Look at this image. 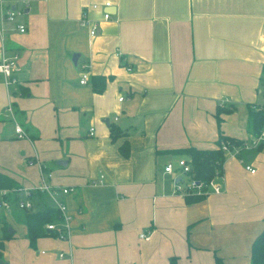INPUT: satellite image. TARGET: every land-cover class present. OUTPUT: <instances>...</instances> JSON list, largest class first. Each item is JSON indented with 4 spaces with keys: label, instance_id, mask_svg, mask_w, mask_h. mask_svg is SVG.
Here are the masks:
<instances>
[{
    "label": "crops",
    "instance_id": "1",
    "mask_svg": "<svg viewBox=\"0 0 264 264\" xmlns=\"http://www.w3.org/2000/svg\"><path fill=\"white\" fill-rule=\"evenodd\" d=\"M104 1L0 0V56H17L16 85L0 75V173L17 183L4 197L14 204L43 181L71 187L59 193L69 239L26 237L33 248L39 240L37 256L23 243L14 264H215V255L250 264L264 218V138L239 151L244 163L225 153L221 191L196 202L174 190L182 173L164 166L185 156L175 148L215 147L220 132L253 138L248 105L264 104V0H109L107 20L92 7ZM83 14L98 25L92 37ZM95 75L106 78L100 92ZM28 198L31 210L54 208L46 193ZM9 239L1 258L12 264Z\"/></svg>",
    "mask_w": 264,
    "mask_h": 264
},
{
    "label": "trees",
    "instance_id": "2",
    "mask_svg": "<svg viewBox=\"0 0 264 264\" xmlns=\"http://www.w3.org/2000/svg\"><path fill=\"white\" fill-rule=\"evenodd\" d=\"M106 78L103 75H95L91 77L92 89L96 92L103 90L105 86ZM264 95V91H263ZM218 107V110H221ZM248 123L250 132L253 134V138L257 136L264 128V104H256L253 106L248 105ZM219 114V112L217 113ZM112 138L114 134V128L111 129ZM227 142L229 145L241 146L245 143V139L235 136H230L220 132L219 138L215 142L213 148H198L195 146H187L175 148L174 151L178 154H185V159L189 164V171L186 173L185 178L194 179L203 183H207L211 178L222 175V166L225 159V152L221 149V142ZM247 142V141H246ZM260 145V144H259ZM258 145V146H259ZM121 154L128 155V146L124 142L119 147ZM17 187V183L0 173V189H13ZM205 194H184L186 203H192L201 200ZM18 196H15V200ZM26 237L29 239L31 245L34 244L36 238L42 236H52V232L45 230L44 226L47 222L57 219L59 216L58 211L55 208L44 206L38 210L23 209ZM13 232L8 231V224L2 219L1 234H0V258L2 257L3 241L10 238ZM215 264H223L221 257L214 256ZM169 264H177L176 257H169ZM250 264H264V218L261 230L254 237L250 247Z\"/></svg>",
    "mask_w": 264,
    "mask_h": 264
},
{
    "label": "built area",
    "instance_id": "3",
    "mask_svg": "<svg viewBox=\"0 0 264 264\" xmlns=\"http://www.w3.org/2000/svg\"><path fill=\"white\" fill-rule=\"evenodd\" d=\"M112 5V3L109 0H105L103 3L100 4H92L93 8H99L102 14V18L104 20H107L111 16V12L109 11V7ZM16 11L8 10L6 12V19L8 20H14ZM79 25L83 28H87L88 36L92 37L97 33L98 25L96 22L90 21L86 14H83ZM17 29L20 32H23L25 30L24 24H16ZM17 56L12 57H6L3 54L0 56V75L4 78V82L7 85L15 86L17 83V79L14 76V72L17 70ZM127 69H130V67H127ZM87 81V73L83 71L81 73V77L79 79V82L81 84L86 83ZM123 96H119L118 99L121 100ZM10 108H8L9 110ZM15 131L18 132L19 136L23 135V131L20 125L15 126ZM90 134H92V128H90ZM264 138V128L261 130V132L252 138L249 142H245L241 146H234L229 145L227 142H221V149L225 153H231L233 155L238 156L239 161L244 163V159L240 157L239 151L242 148H247L250 146H257L260 144V140ZM177 168L179 169L180 173L184 174L186 176V173L189 171V164L187 163L186 159L184 157H179L176 160ZM175 165L173 162L169 161L164 166V171L173 174V177L176 175ZM245 169L249 172L253 173L255 171V168H253L250 164H245ZM220 178V176H215L211 178L207 183H203L200 181H196L194 179L186 178L184 183H180L182 181L177 180L174 184V190L180 191L183 194H191V193H197V194H203L207 193L209 191L211 192H220L221 191V184L217 180ZM19 190V188L17 189ZM9 190L7 189H0V209H9L10 208V202L7 200L4 196L6 193H8ZM69 191H71V187L68 186H57V185H51L45 181L40 183L39 185L29 188L28 190H25L26 196L28 197L31 192H42L46 193L48 197L53 201L54 208L58 211L59 216L57 219H54L50 222H47L44 226L45 230L52 232L53 237H57L59 239L68 240L69 239V230H70V219L71 216L69 215L67 211V206L64 203V201L60 198V194H66ZM14 204L20 208V209H30L31 203L29 200L25 199H17L13 201ZM140 237L147 239L149 236L146 233H140ZM59 256H62V253H59Z\"/></svg>",
    "mask_w": 264,
    "mask_h": 264
},
{
    "label": "rangeland",
    "instance_id": "4",
    "mask_svg": "<svg viewBox=\"0 0 264 264\" xmlns=\"http://www.w3.org/2000/svg\"><path fill=\"white\" fill-rule=\"evenodd\" d=\"M228 124H235L236 126V129H241L244 131V128H245V124H244V128H243V125H242V121L241 120H236V121H224L222 123V126L221 127H224ZM248 123H246V127H247ZM241 137H246V134H244V132H241L239 134ZM178 158H173V163L175 165V168H177V164H176V160ZM177 172H180L179 169L177 168ZM182 182L181 183H184L185 182V175L182 174ZM205 194V193H203ZM24 198V199H29L26 194H23L22 195H19L18 198ZM30 199L32 200L33 198H31L30 196ZM47 200V199H46ZM33 201V200H32ZM47 202H49V200H47ZM10 208L5 210V209H0V220L4 219L6 220V223L8 224V227H11L13 226V228H15V232H14V237H12L11 239H9L7 242H6V245H5V242H4V247H5V251H6V259H10L12 264H14V262L18 259H20L21 257H25V247H23V243H27V248H29L27 253H29V255L32 254V260H34V258L37 256L35 253H36V250L35 249H39L40 248V245L37 244V242L39 240H37L36 242V248H33V246H30L29 243L27 242L26 240V230H25V223H24V211L23 209H19L16 207L15 204H12L10 202ZM33 209L36 208V206H32ZM41 240V239H40ZM38 253V252H37ZM8 261V260H6Z\"/></svg>",
    "mask_w": 264,
    "mask_h": 264
},
{
    "label": "water",
    "instance_id": "5",
    "mask_svg": "<svg viewBox=\"0 0 264 264\" xmlns=\"http://www.w3.org/2000/svg\"><path fill=\"white\" fill-rule=\"evenodd\" d=\"M78 53H74L73 56H72V61L73 63H76V60H77V57H78ZM62 160H59V163H61ZM8 231L10 233L13 232V229L11 227H8ZM0 264H7V262L5 260H3L2 258H0Z\"/></svg>",
    "mask_w": 264,
    "mask_h": 264
}]
</instances>
